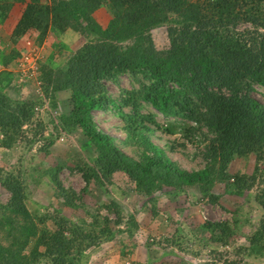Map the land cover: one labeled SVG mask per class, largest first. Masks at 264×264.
Listing matches in <instances>:
<instances>
[{
    "label": "trees",
    "instance_id": "trees-1",
    "mask_svg": "<svg viewBox=\"0 0 264 264\" xmlns=\"http://www.w3.org/2000/svg\"><path fill=\"white\" fill-rule=\"evenodd\" d=\"M16 5L22 6L20 16L8 21ZM102 8L109 14L105 26L94 16ZM242 23L254 30L239 32ZM2 24L14 25L8 33L0 29V148L36 141L44 131L35 119L36 108L43 100L55 108L64 94L70 106L58 112L53 129L55 137L76 134L80 150L91 155L75 165L84 192L93 185L111 193L107 187L115 185L116 175L135 196L151 199L164 193L178 197L179 204L187 189L194 188L217 202L220 196L213 189L218 183L225 195L252 197L264 213V176L258 167L264 160V103L251 95L255 85L264 89V0H0ZM162 26L166 45L160 49L152 31ZM64 35L84 41L57 63L55 55L40 66L37 61L38 98H12L11 85L20 89L22 84L7 68L20 70L24 42L31 40L40 49L45 38L54 36V48L62 52L57 47H63ZM122 76L132 87L120 88L114 97L105 83L117 84ZM94 111L111 112L120 119L122 142L98 127ZM157 114L163 123L156 120ZM31 124L35 138L26 140L24 129ZM156 130L204 141L206 165L182 169L153 143ZM44 140L40 151L46 154L55 140L52 136ZM121 144L131 147L132 154ZM251 156L255 164L251 175L227 172L234 158ZM62 168L48 167L43 174L54 186V198L61 199L58 205L79 212L86 203L61 184ZM24 183L0 168V187L8 195L0 202V264H82L86 249L122 232L112 227L123 222L114 199L103 207L116 213L115 220L89 213L87 228L85 220L76 223L57 209L45 215L30 211ZM240 214L236 210L231 221H204L196 228L209 234V243L222 247L243 235L247 245L233 247L237 259L225 260L226 264H244L243 257L264 259V215L244 233ZM246 219L243 224L252 227ZM125 224L137 221L129 214Z\"/></svg>",
    "mask_w": 264,
    "mask_h": 264
},
{
    "label": "rangeland",
    "instance_id": "rangeland-1",
    "mask_svg": "<svg viewBox=\"0 0 264 264\" xmlns=\"http://www.w3.org/2000/svg\"><path fill=\"white\" fill-rule=\"evenodd\" d=\"M21 9L22 6H16L17 15L20 14ZM94 16L101 26H105L109 19L108 11L105 8L95 12ZM165 27L162 26L152 31L154 43L160 49L166 45ZM237 30L239 32L254 30V27L249 23H242L237 27ZM259 31L262 29L259 28ZM34 37L35 35H33ZM60 40L63 47L57 48H61L62 52H58L54 48V44L57 43L56 40L54 41V36L45 38L38 53L39 66L47 57L55 55V63L67 58L84 41L82 37L76 35H64ZM17 47L20 48V46ZM7 71L16 74V76L19 75L22 84L20 89H17L18 86L14 84L11 85L9 94L12 98L31 99L37 97L36 94L39 93V89L36 86V77L39 75V71L29 75L27 72L17 69V66H9ZM105 84L109 93L114 97L118 95L120 88L131 89L132 87L127 76H122L117 84L112 82ZM251 95L264 103V89L260 86L255 85ZM61 97V104L54 106L56 109L53 108L49 100L41 101L42 105L36 108L35 119L42 124L44 130L42 134L37 135L36 141H32L30 144L17 142L10 150L0 148V168L19 176L25 182L24 185L28 189L26 206L30 211L38 212L40 215L54 214L57 209L63 216L76 223L81 224L80 220H85L88 228L91 222L89 213H98L101 217L115 220L116 213L103 207L104 204H109L111 199L115 200L121 211L123 222L119 226L114 225L116 228L112 227L120 229L122 232L116 234L111 241H103L99 246L86 249L82 264H226L225 260L237 259L232 254V248L247 245L243 235L237 236L235 240L229 243L228 247H222L219 244L209 243V234L196 228L200 227L204 221H231L233 220V213L240 210L242 219L244 220L247 216L249 219L246 220H250L252 223L251 227L243 224V220L240 221L241 225L244 226V233H248L249 229H253L258 219L264 215L252 197L247 199V197L225 195L223 185L217 183L213 189V192L220 196L217 202H211L202 197L200 192L194 188L187 189L188 195L183 198L184 202L179 204H177L179 202L178 197L172 199L166 197L164 193H158L151 199L148 197L146 199L143 196L132 194L129 187L121 181V177L116 175L115 185L107 187L111 193H106L104 189H96L93 185L84 192L85 183L75 165L78 162H86L91 155L80 150V142L76 134L62 132L55 137L53 127L54 124H58V112L62 109H68L70 106L68 97L64 94ZM149 111L155 113L151 108ZM92 115L101 130L115 137L118 142L124 140L125 134L120 129L122 123L113 113L94 111ZM156 120L163 123L162 117L158 114ZM24 130L26 140L35 138L33 134L34 125H28ZM47 136H52L55 143L44 154L40 150L45 145L44 138ZM151 140L182 169L192 171L201 169L206 165V159L202 154L205 152L206 146L204 141L192 142L190 138L179 134H165L161 130H156L151 136ZM121 148L126 153L132 154L131 147L121 144ZM58 164L63 166L58 175L61 184L81 197L82 203H86V207L84 206L79 212H73L58 205L57 201L61 202V199L54 198V186L49 182L48 176L43 174L46 168H52ZM254 165L253 156L234 158L227 165V172L230 175H251ZM258 167L264 176V160ZM7 197L8 195L0 187V202L4 203ZM129 214L134 216L137 225L125 224ZM127 227L128 230H126ZM219 253L223 255L220 256ZM243 260L244 264H264V259L243 257ZM39 264H46V262Z\"/></svg>",
    "mask_w": 264,
    "mask_h": 264
},
{
    "label": "built area",
    "instance_id": "built-area-1",
    "mask_svg": "<svg viewBox=\"0 0 264 264\" xmlns=\"http://www.w3.org/2000/svg\"><path fill=\"white\" fill-rule=\"evenodd\" d=\"M24 47L25 52L19 62V68L21 71L27 72L29 75H33L37 70L39 49L33 45L31 40L24 42Z\"/></svg>",
    "mask_w": 264,
    "mask_h": 264
},
{
    "label": "crops",
    "instance_id": "crops-1",
    "mask_svg": "<svg viewBox=\"0 0 264 264\" xmlns=\"http://www.w3.org/2000/svg\"><path fill=\"white\" fill-rule=\"evenodd\" d=\"M17 6V5H16ZM15 7H13V9L11 10V15H10V19H8V21L11 20V17H15V18H18L20 15H17L16 14V11H15ZM14 18V19H15ZM14 24H2L0 25V29H3L6 33L9 32V30L11 29V27L13 26Z\"/></svg>",
    "mask_w": 264,
    "mask_h": 264
}]
</instances>
